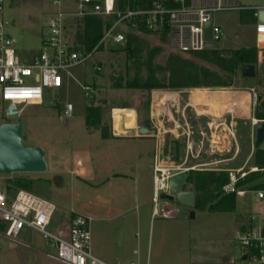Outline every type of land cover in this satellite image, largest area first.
<instances>
[{
	"label": "rangeland",
	"instance_id": "obj_1",
	"mask_svg": "<svg viewBox=\"0 0 264 264\" xmlns=\"http://www.w3.org/2000/svg\"><path fill=\"white\" fill-rule=\"evenodd\" d=\"M54 9L51 0H13L9 6L6 12V20L9 23L7 30L17 40V47L23 56L29 58L34 53L49 50L42 41V34L47 32L46 24ZM236 16H238L236 10L215 13L214 19L217 23L227 22L221 39L214 41L215 47L226 49L251 43V37L248 34L251 25L235 22ZM67 32L71 42L76 34L73 21L70 23ZM137 38L142 47V61H146L148 55L152 53L153 65H155L158 78L163 80L167 75L165 65L168 57L172 54H178L185 56L201 67L231 79L233 83L229 87H204L201 88L202 90L223 91L222 95L226 94L224 91L241 90L237 94L240 100V110L235 112L234 118L241 152L235 160L220 165H242L247 154L251 151L247 133L251 127L249 124H245V121L254 116L256 111L264 109L260 105L261 102H264V58L259 60L258 74L255 77H245L241 70L236 75H232L202 58L172 51L167 39H164L160 34L151 33L137 36ZM116 48L117 46L113 43L106 44L104 48L95 51L85 62L70 68V73L65 71L63 74L64 84L61 88L46 89L47 97L55 104L21 105V113L12 117L8 115L7 103L0 99V124L20 122L23 126L24 144L44 147L48 159L51 149L60 146L67 147L82 138H93L100 135L99 129L92 131L87 129L85 116L88 105H104L102 124L106 127L112 126L114 123L118 126V124L125 122L126 112L121 108L129 109L131 123H134L137 111L140 120L144 124H150L152 120L149 119V114H151L158 95L174 94L181 90L184 91L182 94L185 98L191 94L186 88L157 87L144 90L115 87L113 77H121L123 83H126L127 80L134 79L137 75L141 77L148 75V67L145 64L140 66L137 64V59L129 58L126 50ZM97 65H101L100 71L97 70ZM86 86H89L90 90H86ZM252 87L259 95L255 110L249 105V98L241 101L245 92L250 91ZM205 90L196 98L208 103L210 96ZM160 98L165 101L167 96L161 95ZM67 102H72L75 109L73 115L66 122L61 116L64 115ZM212 102L219 103L213 99ZM125 105L127 107H124ZM173 107H175L174 104ZM203 107L206 106L197 105V113L201 117L200 121L199 116L196 117L195 110H188L187 112L189 118L196 122L199 129L201 126L206 127L205 132H210L206 122L214 112L221 114V108L230 109L226 103L223 105L211 104L205 109ZM195 134L197 137L201 136L198 132ZM108 136H110V140L114 141L130 140L127 137L115 136L112 132ZM177 145H180L179 141ZM181 146L184 152L186 137L183 138ZM209 149L211 148L209 147ZM234 153L235 148L230 152L224 151L222 154L209 157L202 154L199 158L191 157L190 163L222 157L231 158ZM250 164L248 163V165ZM17 173L33 178L32 192L56 205L57 209L48 226V229L53 232L59 231L64 211H80V207L89 205L88 198L92 190L78 175L68 172L62 173L63 180L61 182L56 173L49 168L46 171L0 172V188L4 189L6 180ZM126 181L129 180L121 178L119 185L121 186L123 182L125 184ZM123 194L120 197L114 196L113 200L115 198L127 199V193L123 192ZM172 202L174 203L173 207L177 208L178 212L171 217L162 215L163 205L161 204L159 214L151 218L149 216L150 211L154 207L152 202L149 210L147 206L134 205L133 209L128 206L127 211L119 216H116L114 212L110 217H94L95 219L91 222L92 244L95 241L93 238L95 232L106 230L109 233L108 244L100 245L101 251L105 259L113 264L131 261H138L140 264H256L253 261L243 259L239 240L241 231L251 223L250 217L264 213V203L257 199L255 191H249L244 196L238 195L235 207L230 210L191 208L177 200ZM114 203L116 202L113 201V206ZM191 211H195L194 217H191ZM137 214L144 217L142 225L139 227L132 224ZM17 239L21 243L11 247L10 241L0 235V264H65L59 262L55 257L56 248L50 244L44 233L25 227Z\"/></svg>",
	"mask_w": 264,
	"mask_h": 264
},
{
	"label": "built area",
	"instance_id": "obj_2",
	"mask_svg": "<svg viewBox=\"0 0 264 264\" xmlns=\"http://www.w3.org/2000/svg\"><path fill=\"white\" fill-rule=\"evenodd\" d=\"M10 0H0V99L6 102L8 107L15 103L21 113V105H44L47 97V88H61L64 84V72L70 73V68L85 62L99 47L113 43L115 46L124 44L129 35H146L139 27L143 22L151 33H161L168 28L167 41L172 51L181 54H193L208 48H213L214 41L221 39L223 29L213 22L212 38L205 34V25L213 20L217 11H228L243 8L239 4H228L221 0L214 4L198 5L192 3L181 7H169L164 0H155L150 9H129L122 11L116 9V0H51L55 7L50 20L47 22V32L42 34L43 43L48 47L32 54L29 58L23 56L17 47V40L8 32V20L6 12ZM8 5V7H7ZM264 7H259V10ZM101 17L106 23L105 32L99 43L92 51L73 49V44L68 39V23L70 18ZM258 34H264V23H258ZM101 70V65H97ZM86 90H90L86 86ZM183 90L174 93L179 95ZM174 94L166 95V101L155 99L152 108V121L157 133L162 134L169 129H187V146L182 161L169 162L162 152L161 146L154 156V189L153 201L155 213L163 200L161 194L169 191L170 178L183 171H190L198 167L204 169L227 171L229 180L224 184L226 193L235 192L237 196H244L249 191H255L257 199L264 203V187L251 188L239 186L238 182L250 172L264 170L255 165H248L255 149V128L261 118L255 115L250 117L252 148L251 152L239 167L221 166V163L235 159L240 152V142L237 137V127L234 116L228 119V131L233 144L224 147L223 151L230 152L235 148L231 158H221L195 163L190 165L191 157H199L205 152V142L201 141L198 149L194 147V141L188 132V116L186 107L179 110L170 103H174ZM259 95L255 88L250 89V106L255 110ZM74 104H65L62 119L68 120L74 113ZM8 112V108H7ZM179 113L180 117H176ZM197 113V112H196ZM198 114V113H197ZM165 115V116H164ZM164 118L172 122L171 127H166ZM225 122L211 121L209 126L213 128L210 134V144L215 141L220 129L225 128ZM126 133V131H122ZM224 144V143H222ZM56 205L51 201L40 197L24 188L9 192L6 188H0V235L6 237L11 243L18 241L17 237L25 227L36 229L45 234L50 244L56 248V258L65 264H113L92 251V217L89 215L74 213L70 222L69 235L65 236L48 229L52 222ZM169 213V211L165 212ZM251 223L246 226L240 235V245L243 256L256 264H264V213L252 215ZM1 249V245H0ZM122 264H140L131 261Z\"/></svg>",
	"mask_w": 264,
	"mask_h": 264
},
{
	"label": "crops",
	"instance_id": "obj_3",
	"mask_svg": "<svg viewBox=\"0 0 264 264\" xmlns=\"http://www.w3.org/2000/svg\"><path fill=\"white\" fill-rule=\"evenodd\" d=\"M219 0H192L193 3L198 5H209L214 4ZM228 4H239L242 5L241 9H234L238 11V16H236L235 22H240L241 24H249L251 25L250 29H248V34L251 37V43L247 45L237 46L233 48H239L243 46H257L259 48L258 58H264V34H258L256 27L257 24L260 23L258 20V12L259 7H264V0H221ZM231 11V10H230ZM218 12V11H217ZM213 22L219 24L222 29L224 26H227V22L223 21L221 24L217 23L213 18ZM230 49V48H226ZM258 67H256L257 71ZM187 90V89H186ZM205 90V89H203ZM201 88H193L188 89V92L191 93L187 98L184 97L182 93L178 96L174 94V103H170L171 105H175L176 108L181 110L184 105L188 104L186 107V112L188 110L198 111L197 105L206 106L203 107L208 108V105H229L230 109L221 108L222 113L210 116V119L207 120V126L210 129V132H205L204 129L206 127L201 126L199 129L198 125L194 120L189 118L188 116V127L191 139L194 141L195 149H198L201 141L205 142L204 150L202 154L209 156H213L215 154L224 153V147H230L233 144L232 138L228 131V119L231 116L235 117V112L240 110V100L237 95L241 90L232 89L226 92L225 95L223 91H215L205 90L210 96V103H206L201 99H197L201 92L203 91ZM214 91V90H213ZM184 92V91H183ZM247 93V94H246ZM197 94V96H196ZM238 96V97H237ZM249 98L250 105V91L245 92L244 97L241 101H245ZM214 101H218L219 103H213ZM203 104V105H202ZM124 109L126 112L125 124L127 126L135 128L134 133H123L124 130L122 128L119 130L114 123L107 129V133L104 135L102 130L99 129V136L93 138H82L78 142L71 144L70 146H60L59 148L51 149L49 152L48 168L56 173V176L59 177V181L62 182L63 175L62 173L68 172L73 175H78L80 179L87 183L92 190L91 194H89V205L87 207H80L79 210H66L62 215V223L59 228V233L68 236L70 222L73 214L81 213L85 215H89L92 217V221L97 217H110L113 213H116V216L121 215L123 212L127 211L126 208L128 206L133 209L134 205H141L142 207L147 206L148 210L151 202L153 201V189H154V156L161 146L162 152L169 162H178L182 161L185 156V151L183 152L182 143L183 138L186 137V146H187V129H169L162 134H158L156 127L152 121V123L147 124L143 123L139 118V113L136 111V115L134 117V123L130 122V111L126 108ZM251 109V108H250ZM115 110V109H114ZM233 111V112H232ZM197 114V113H196ZM165 116V115H164ZM199 116V121L201 119L199 113L196 117ZM202 116V115H201ZM115 117V111H114ZM176 117H180L179 113L176 114ZM252 117V116H251ZM149 119L152 120V114H149ZM181 119V117H180ZM198 120V119H197ZM141 121V122H140ZM211 121L215 122H225V128L220 129L218 135L220 138L224 140V144H212L210 143V134L213 132V128L209 126ZM198 122V121H197ZM250 119L245 121V124H249ZM164 124L166 127H171L173 125L172 122H168L166 118H164ZM141 127H147V132H141ZM199 130V131H198ZM112 132L115 136L118 137H127L130 140H110L108 136L109 133ZM196 132L200 133L201 136L197 137ZM238 132V130H237ZM181 133V134H180ZM238 137V135H237ZM182 139V140H181ZM207 140V144H206ZM180 143L178 146L177 143ZM210 145V146H209ZM209 147L211 149H209ZM241 149V147H240ZM196 157V158H199ZM223 158V157H222ZM221 159V158H219ZM213 160V159H212ZM235 160V159H232ZM230 160V161H232ZM246 160V159H245ZM191 159L189 160V164ZM205 161H198L196 163H203ZM229 162V161H228ZM241 166V165H239ZM232 166V167H239ZM196 169H204V168H196ZM121 178H127L129 181H126L119 185ZM60 182V183H61ZM118 182V183H117ZM117 183V184H116ZM126 187V188H125ZM123 192L127 193V199L120 200V197L123 196ZM123 194V195H122ZM113 201L116 202L113 204ZM163 205L162 215L164 217H171L175 213L178 212V209L173 207L172 201L162 200L158 206V212L155 213L153 209L150 211V217L158 215L160 212V205ZM57 209V207H56ZM55 209V211H56ZM54 211V213H55ZM169 211V213H165ZM141 214V213H140ZM54 215V214H53ZM105 215V216H103ZM95 217V218H94ZM144 217L141 215H136L132 221L133 226L139 227L142 225V219ZM29 228V227H28ZM100 231V230H99ZM94 235V234H93ZM109 233L107 231L95 232V236L93 238L92 250L95 255L98 257L105 259L103 252L101 251V246L104 244H108ZM97 241V242H96ZM21 243L19 240L15 243L10 242L11 247L17 246ZM96 252V253H95ZM111 258V257H108ZM116 259V258H115ZM113 260V258H112ZM107 261V260H106ZM61 262V261H59ZM109 262V261H108ZM62 263V262H61Z\"/></svg>",
	"mask_w": 264,
	"mask_h": 264
},
{
	"label": "trees",
	"instance_id": "obj_4",
	"mask_svg": "<svg viewBox=\"0 0 264 264\" xmlns=\"http://www.w3.org/2000/svg\"><path fill=\"white\" fill-rule=\"evenodd\" d=\"M13 0H10L11 6ZM155 0H116V9L127 11L129 9H150L154 6ZM192 0H164V4L169 7H181L192 4ZM74 22L76 34L74 39H71L73 49L92 51L102 38L106 23L101 17H85V18H70L68 28L71 22ZM140 31L145 34H151V30L141 22ZM168 28L161 33L164 39H167ZM104 46L99 47V49ZM118 50L124 49L127 51L129 58L137 59V64L146 65L148 67V75L141 77L137 75L134 79H129L123 83L121 77H113L115 87L140 88L150 90L152 88H219L229 87L233 83L218 73L212 72L209 69L201 67L185 56L172 54L166 61L165 68L167 75L164 79L158 78L156 75L155 65H153L152 53L148 55L146 61H142L140 40L133 35L128 36V40L124 44L117 45ZM151 52V51H150ZM259 48L257 46H243L239 48H208L202 51L194 52L192 55L197 58H202L207 62L221 68L228 74L236 75L244 63H253L258 67ZM100 71V70H98ZM258 71V69H257ZM256 71V75L258 74ZM264 108V102L260 103ZM122 107V106H121ZM124 107H127L125 105ZM103 104H91L87 106L85 124L87 129H101L105 135L110 127L103 126ZM258 118H264V109L255 112ZM148 124V123H147ZM248 140L250 150L252 148L251 129H249ZM241 152V151H240ZM239 152V154H240ZM251 151L247 154L246 158ZM238 154V155H239ZM250 165H255L260 168L264 167V149L259 146L255 147L253 155L249 161ZM229 180L227 171H218L211 169H192L189 171V181L193 183L196 191V205L200 209H233L236 205L237 194L235 192L226 193L223 186ZM5 188L9 192L24 188L33 191L34 179L25 175L16 174L6 180ZM239 186L251 188L264 187V170H256L250 172L246 177L238 182Z\"/></svg>",
	"mask_w": 264,
	"mask_h": 264
},
{
	"label": "water",
	"instance_id": "obj_5",
	"mask_svg": "<svg viewBox=\"0 0 264 264\" xmlns=\"http://www.w3.org/2000/svg\"><path fill=\"white\" fill-rule=\"evenodd\" d=\"M258 20L264 23V8L258 12ZM205 34L208 39L212 38L213 20L205 25ZM245 77L256 76V65L244 63L241 69ZM45 104H55L45 99ZM20 114L17 104L12 103L8 107V115L15 117ZM67 122V120H66ZM122 128L127 133H134L135 128L122 123ZM141 132H147V127H141ZM255 147L264 149V118H261L255 128ZM48 161L46 150L40 145H25L23 138V126L20 122H4L0 124V172H28L46 171ZM161 198L167 201L177 200L179 203L194 208L196 205V191L192 182L189 181V171L173 175L169 180V191L162 193ZM195 211H191L194 217ZM246 259V256H243Z\"/></svg>",
	"mask_w": 264,
	"mask_h": 264
},
{
	"label": "bare ground",
	"instance_id": "obj_6",
	"mask_svg": "<svg viewBox=\"0 0 264 264\" xmlns=\"http://www.w3.org/2000/svg\"><path fill=\"white\" fill-rule=\"evenodd\" d=\"M161 99H163V98H159V100H161ZM166 101V100H165ZM204 102H206V101H204ZM207 103V102H206ZM210 102H208V104H209ZM203 105V104H202ZM198 110V109H197ZM200 110V109H199ZM208 110V109H207ZM203 112V111H202ZM118 129L119 130H121V124H118ZM221 142H224V140L223 139H221L220 138V135H217V137H215V141H214V143H216V144H220Z\"/></svg>",
	"mask_w": 264,
	"mask_h": 264
}]
</instances>
